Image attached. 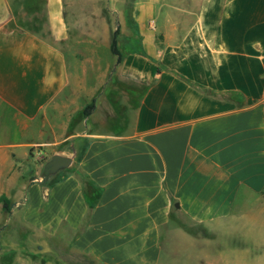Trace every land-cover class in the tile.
<instances>
[{
  "label": "crops",
  "instance_id": "crops-1",
  "mask_svg": "<svg viewBox=\"0 0 264 264\" xmlns=\"http://www.w3.org/2000/svg\"><path fill=\"white\" fill-rule=\"evenodd\" d=\"M0 196L56 264H159L263 207L264 0H0Z\"/></svg>",
  "mask_w": 264,
  "mask_h": 264
},
{
  "label": "rangeland",
  "instance_id": "rangeland-1",
  "mask_svg": "<svg viewBox=\"0 0 264 264\" xmlns=\"http://www.w3.org/2000/svg\"><path fill=\"white\" fill-rule=\"evenodd\" d=\"M10 206L7 218L0 209V264H56L49 257L50 243L39 252L30 245L27 232L12 221ZM250 209H244L243 219L236 224L207 225L204 237L190 241L191 245L179 237L172 239L170 247L163 246L159 264H264V206ZM195 231L199 236L200 231Z\"/></svg>",
  "mask_w": 264,
  "mask_h": 264
},
{
  "label": "water",
  "instance_id": "water-1",
  "mask_svg": "<svg viewBox=\"0 0 264 264\" xmlns=\"http://www.w3.org/2000/svg\"><path fill=\"white\" fill-rule=\"evenodd\" d=\"M70 162L69 158L53 155L50 159L43 165L41 183H43L46 178L55 173L57 170L66 167Z\"/></svg>",
  "mask_w": 264,
  "mask_h": 264
},
{
  "label": "trees",
  "instance_id": "trees-1",
  "mask_svg": "<svg viewBox=\"0 0 264 264\" xmlns=\"http://www.w3.org/2000/svg\"><path fill=\"white\" fill-rule=\"evenodd\" d=\"M116 35H117V29H114L112 33L111 43H110V52L116 57L115 63L117 64L119 62V54L116 50ZM88 112L87 109L83 111V114L86 115ZM0 204H1V210L8 212L9 211V203L6 200L5 197L0 196Z\"/></svg>",
  "mask_w": 264,
  "mask_h": 264
},
{
  "label": "built area",
  "instance_id": "built-area-1",
  "mask_svg": "<svg viewBox=\"0 0 264 264\" xmlns=\"http://www.w3.org/2000/svg\"><path fill=\"white\" fill-rule=\"evenodd\" d=\"M38 156H39V155H38V154H36V158H38Z\"/></svg>",
  "mask_w": 264,
  "mask_h": 264
}]
</instances>
